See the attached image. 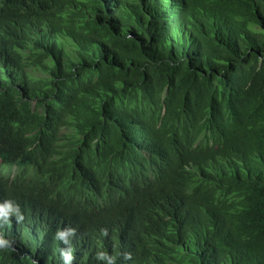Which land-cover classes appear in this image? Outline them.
Instances as JSON below:
<instances>
[{
	"label": "trees",
	"instance_id": "16d2710c",
	"mask_svg": "<svg viewBox=\"0 0 264 264\" xmlns=\"http://www.w3.org/2000/svg\"><path fill=\"white\" fill-rule=\"evenodd\" d=\"M0 161V264H264V0H0Z\"/></svg>",
	"mask_w": 264,
	"mask_h": 264
},
{
	"label": "clouds",
	"instance_id": "9594fccd",
	"mask_svg": "<svg viewBox=\"0 0 264 264\" xmlns=\"http://www.w3.org/2000/svg\"><path fill=\"white\" fill-rule=\"evenodd\" d=\"M3 166H5V165H3ZM5 167H7V166H5ZM11 169H13L14 173H15V167L11 168ZM0 171L3 172V170H1V169H0ZM3 174H4V172H3ZM11 217H15V220L17 223H21L25 219L23 213L21 212L20 206L18 204H16L12 200H9L8 198L0 199V227H3L5 224L10 225L11 220H12ZM75 234H76V229H74V228H65L63 230H58L55 233V239L61 241L64 245L68 246L67 250H65V249L60 250L61 258H62L64 264H71V262L75 258L73 255V250H72L73 245L70 244V240L68 239V237L70 235L72 237H74ZM101 235L104 237H107L108 236V230L107 229H101ZM12 243H15L14 240L9 241V240L5 239V236L0 235V251H4V250H7V249L13 247ZM14 250L15 249H13V251ZM123 255H124L125 259H131L130 254L124 253ZM95 258L97 260L105 261L106 264H116V259H117V257L115 255H109L105 251L97 252ZM32 264H36V261H33ZM57 264H61V263H57Z\"/></svg>",
	"mask_w": 264,
	"mask_h": 264
},
{
	"label": "rangeland",
	"instance_id": "374dc122",
	"mask_svg": "<svg viewBox=\"0 0 264 264\" xmlns=\"http://www.w3.org/2000/svg\"><path fill=\"white\" fill-rule=\"evenodd\" d=\"M0 169L3 170L4 174L8 177V176H11L13 175L14 173V170L11 169L10 167H5L1 164L0 162Z\"/></svg>",
	"mask_w": 264,
	"mask_h": 264
}]
</instances>
